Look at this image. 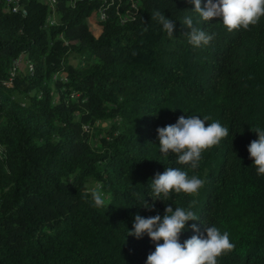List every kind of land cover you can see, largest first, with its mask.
<instances>
[{
  "label": "trees",
  "instance_id": "trees-1",
  "mask_svg": "<svg viewBox=\"0 0 264 264\" xmlns=\"http://www.w3.org/2000/svg\"><path fill=\"white\" fill-rule=\"evenodd\" d=\"M138 2L133 18L134 0H12V13L0 0V264H146L155 244L128 236L134 216L193 200L181 244L214 225L235 245L217 264H264V175L248 152L264 129V17L229 32L185 0ZM100 16L93 33L86 20ZM185 17L214 39L190 45ZM181 115L229 130L195 170L159 150L156 129ZM168 167L205 183L144 209Z\"/></svg>",
  "mask_w": 264,
  "mask_h": 264
},
{
  "label": "clouds",
  "instance_id": "clouds-1",
  "mask_svg": "<svg viewBox=\"0 0 264 264\" xmlns=\"http://www.w3.org/2000/svg\"><path fill=\"white\" fill-rule=\"evenodd\" d=\"M185 2L192 5L193 10L199 13L204 21L219 18L229 32L240 28L247 30L250 25H256L260 18L264 17V0H206L203 6L201 0ZM153 19L169 36H173L175 21L160 11L153 13ZM182 25L187 29L188 43L193 47L208 45L214 39V33L208 34L194 26L191 17H185ZM209 119L207 116L202 119L199 116L181 115L175 124L158 127L156 132L160 153L165 157L175 154L177 164L189 166L192 170L197 169L202 152L218 145L229 134V130L218 121L205 126ZM252 131L257 133L258 139L248 145L249 158L253 160L257 175H264V129L256 127ZM204 183V180L196 175L189 176L188 172L181 168H165L163 173L157 172L154 178H151L150 197L153 203L145 200L142 207L155 211V201L168 200L172 192L195 194ZM90 193L94 207H105L101 184L98 183ZM195 203L193 200L188 209L176 207L175 210L170 204H165L163 216H134L128 236L140 239L146 234L155 244V251L148 255L146 264H217L219 256L234 249L235 245L230 242L229 234H222L214 225L205 226L204 234L193 235L183 244L180 243L179 238L181 233L187 230V222L198 220L191 210ZM191 229L200 232L196 224H192ZM160 241L163 243H159Z\"/></svg>",
  "mask_w": 264,
  "mask_h": 264
},
{
  "label": "built area",
  "instance_id": "built-area-1",
  "mask_svg": "<svg viewBox=\"0 0 264 264\" xmlns=\"http://www.w3.org/2000/svg\"><path fill=\"white\" fill-rule=\"evenodd\" d=\"M82 0H70V2L74 3V6L76 4V2H80ZM93 4H97V3H104L103 1H99V2H92ZM4 4H5V7H6V10H8L9 12L12 13V0H4ZM126 7L128 8V11L133 15V18H134V15L136 14L138 8H139V2L138 0H134V4H127L126 3ZM118 12V15H119V21H122L120 19V11H117ZM92 18V17H91ZM92 19H99L100 21H102L101 17L99 18H92ZM56 24V19H54L53 17H51L50 15V25H54ZM18 65V62H16L15 66Z\"/></svg>",
  "mask_w": 264,
  "mask_h": 264
},
{
  "label": "rangeland",
  "instance_id": "rangeland-1",
  "mask_svg": "<svg viewBox=\"0 0 264 264\" xmlns=\"http://www.w3.org/2000/svg\"><path fill=\"white\" fill-rule=\"evenodd\" d=\"M92 18H94V17H92ZM92 18L89 17V18L86 20V22H87V25H88L90 28L93 27V33H97V32H98V27H96V26L94 25V23H93V20H96V19H92ZM103 126H104V128L106 129V128L108 127V122L104 123Z\"/></svg>",
  "mask_w": 264,
  "mask_h": 264
},
{
  "label": "bare ground",
  "instance_id": "bare-ground-1",
  "mask_svg": "<svg viewBox=\"0 0 264 264\" xmlns=\"http://www.w3.org/2000/svg\"><path fill=\"white\" fill-rule=\"evenodd\" d=\"M50 2H51V0H50ZM24 13V12H23ZM101 18H102V16H100Z\"/></svg>",
  "mask_w": 264,
  "mask_h": 264
}]
</instances>
